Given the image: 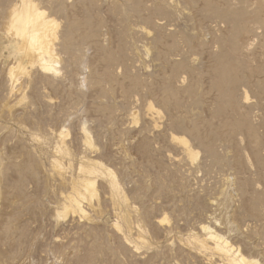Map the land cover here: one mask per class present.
Segmentation results:
<instances>
[{
	"label": "rangeland",
	"instance_id": "374dc122",
	"mask_svg": "<svg viewBox=\"0 0 264 264\" xmlns=\"http://www.w3.org/2000/svg\"><path fill=\"white\" fill-rule=\"evenodd\" d=\"M30 1L58 72L11 85L0 0V264H227L203 225L264 264V0Z\"/></svg>",
	"mask_w": 264,
	"mask_h": 264
},
{
	"label": "bare ground",
	"instance_id": "6f19581e",
	"mask_svg": "<svg viewBox=\"0 0 264 264\" xmlns=\"http://www.w3.org/2000/svg\"><path fill=\"white\" fill-rule=\"evenodd\" d=\"M22 1L24 2V6L26 8V13L24 14V16H22L23 19L20 23L17 20V17L19 16L18 11H15L14 8L12 10H10L11 11L10 15H11V20H12V26L14 27L16 34L21 36V40L17 39L15 41V44H14V50L20 56L18 57L16 64L10 63L11 65L9 66L8 71H7V74L10 78L11 85H13L18 80V77H17L18 73H26L25 64L24 65L22 64L23 61H26V63H29L31 65L37 64L38 68L42 72H52L54 74H57V72H58V70L56 69V64H57L58 60L56 57V52H55L53 45H52V38H51L55 34V27H56L54 25L53 19H46L45 17H43V11L42 10H38L36 12H33V10H32L33 3L30 0H22ZM14 7H15V4H14ZM10 8H11V6H10ZM19 18H21V16ZM56 25H57V23H56ZM60 134L64 135L65 131L61 130ZM61 137L63 138V136H61ZM79 165H82V164H79ZM80 168H81V166H80ZM90 170H91V168H90ZM61 174H63V173H61ZM59 176H61V175H59ZM83 182H84V180H83ZM71 183H73V182H71ZM77 183L78 182L76 181V184ZM92 184H93L92 181H86L84 183V188L92 190L91 189ZM77 187L78 186H76V188ZM79 189H80V187H79ZM82 189L83 188H81V190ZM74 194H75V192H74ZM87 194H89V193H87ZM69 195L71 196V193ZM66 197L68 199V195ZM85 198L87 199V197H85ZM95 204H97V201H96V203H94V205ZM98 204H99V202H98ZM77 205H78V202H76V206ZM89 205H90V203H89ZM91 205H93V204H91ZM95 206H93V208H95ZM66 207H69V206H66ZM78 208H80V207H78ZM64 214H65V212H64ZM56 215H57V213H56ZM130 230H131V228H130ZM201 230L203 231L202 233L204 236H202L203 239L199 241L198 246L201 247L203 250L212 253V255H216V257L221 259V260H226L227 264H256L255 260L248 259V257L247 258L244 257L245 255L243 256L240 253V250L238 248L233 247L230 244L227 237L225 238L224 236H221L220 234H218L219 232L217 233L216 231L212 230L208 226H204V225L202 226ZM201 230H199V231H201ZM194 235H196V234H194Z\"/></svg>",
	"mask_w": 264,
	"mask_h": 264
}]
</instances>
